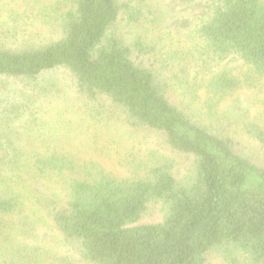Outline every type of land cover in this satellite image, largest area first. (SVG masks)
Instances as JSON below:
<instances>
[{"label":"trees","instance_id":"trees-1","mask_svg":"<svg viewBox=\"0 0 264 264\" xmlns=\"http://www.w3.org/2000/svg\"><path fill=\"white\" fill-rule=\"evenodd\" d=\"M46 16L51 33L38 41L0 36V84L20 83L34 93L32 101L47 95L37 93L42 76L62 69L90 117L159 135L187 171L177 178L174 159L162 155L145 173L119 177L52 145L23 149L2 129L28 106L2 99L0 237L22 207L11 179L25 174L58 180L65 200L48 201L51 224L85 264H207L210 256L222 264H264V160L179 103L177 76L141 31L154 17L145 0H56ZM196 34L204 41L200 73L233 56L249 67L244 79L227 69L205 79L211 103L264 79V0H219ZM249 133L264 149V129ZM152 208L160 219L144 222ZM0 264L68 259L27 245L0 250Z\"/></svg>","mask_w":264,"mask_h":264},{"label":"rangeland","instance_id":"rangeland-1","mask_svg":"<svg viewBox=\"0 0 264 264\" xmlns=\"http://www.w3.org/2000/svg\"><path fill=\"white\" fill-rule=\"evenodd\" d=\"M218 1L145 0L154 17L152 23L143 26L141 31L156 46L161 62L177 76L175 97L184 109L194 119L233 137L246 153L263 161L264 149L251 136L249 129L253 126L264 129V79L254 80L250 86H244L233 96L214 104L206 93L205 79L224 69L244 79L249 67L236 56L213 66L207 74L200 73L198 66L199 51L204 41L196 32L212 16ZM55 2L0 0V31L3 33L0 36L18 44L23 40L38 41L50 35L51 30L45 23L46 13ZM38 88L37 93L46 90L47 95L31 101L29 96L34 93L20 83L0 84V101L8 99L28 106L18 119L2 129L15 145L23 149L35 147L43 150L52 145L63 153L99 163L119 177H130L134 170L143 174L152 163V157L163 155L174 159L177 178L186 174L187 164L166 150L159 135L131 130L120 119L90 117L77 98L72 79L66 71L55 69L45 73ZM4 155L0 151V156ZM11 181L22 207L7 218L6 232L0 237V250L11 252L14 247L39 246L51 258L66 257L68 264H85L75 248L67 244L51 224L48 201L65 200L58 180L17 174ZM160 217L159 209L152 208L143 221ZM207 264L222 263L210 256Z\"/></svg>","mask_w":264,"mask_h":264}]
</instances>
